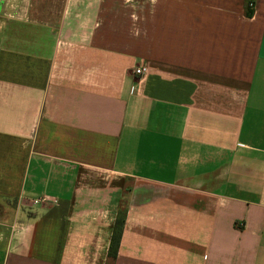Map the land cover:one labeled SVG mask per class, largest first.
<instances>
[{
  "label": "crops",
  "instance_id": "crops-1",
  "mask_svg": "<svg viewBox=\"0 0 264 264\" xmlns=\"http://www.w3.org/2000/svg\"><path fill=\"white\" fill-rule=\"evenodd\" d=\"M120 208L113 264H264V0L3 1L0 264H106Z\"/></svg>",
  "mask_w": 264,
  "mask_h": 264
},
{
  "label": "trees",
  "instance_id": "trees-1",
  "mask_svg": "<svg viewBox=\"0 0 264 264\" xmlns=\"http://www.w3.org/2000/svg\"><path fill=\"white\" fill-rule=\"evenodd\" d=\"M125 214H126V210L124 208H120L118 210V213H117V216H116L113 228H112L111 238H110L108 251H107L106 264H113L116 259V255H117V251H118V247L120 243V237H121L123 224L125 220Z\"/></svg>",
  "mask_w": 264,
  "mask_h": 264
},
{
  "label": "built area",
  "instance_id": "built-area-1",
  "mask_svg": "<svg viewBox=\"0 0 264 264\" xmlns=\"http://www.w3.org/2000/svg\"><path fill=\"white\" fill-rule=\"evenodd\" d=\"M142 72H143V70H142L141 68H137V69L134 70V73H135L136 75H140ZM32 203H33V204H39V203L54 204L55 201L52 202V201H50V200H48V199H46V198H39V199L33 200Z\"/></svg>",
  "mask_w": 264,
  "mask_h": 264
},
{
  "label": "flooded vegetation",
  "instance_id": "flooded-vegetation-1",
  "mask_svg": "<svg viewBox=\"0 0 264 264\" xmlns=\"http://www.w3.org/2000/svg\"><path fill=\"white\" fill-rule=\"evenodd\" d=\"M3 1H4V0H0V9L2 8Z\"/></svg>",
  "mask_w": 264,
  "mask_h": 264
}]
</instances>
